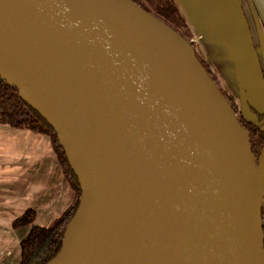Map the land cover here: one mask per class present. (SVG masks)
Wrapping results in <instances>:
<instances>
[{
    "label": "water",
    "instance_id": "water-1",
    "mask_svg": "<svg viewBox=\"0 0 264 264\" xmlns=\"http://www.w3.org/2000/svg\"><path fill=\"white\" fill-rule=\"evenodd\" d=\"M218 2L252 120L262 64L242 0ZM196 39L134 0H0V78L55 132L80 187L46 264H153L164 232L207 264H264V141L255 159Z\"/></svg>",
    "mask_w": 264,
    "mask_h": 264
},
{
    "label": "crops",
    "instance_id": "crops-1",
    "mask_svg": "<svg viewBox=\"0 0 264 264\" xmlns=\"http://www.w3.org/2000/svg\"><path fill=\"white\" fill-rule=\"evenodd\" d=\"M176 1L209 66L217 65L219 72L221 65L212 58L222 53L236 75L235 60L222 31L219 0ZM242 7L264 71V0H242ZM74 198V188L50 136L0 123V264H20V242L31 226H50ZM28 209L35 213L32 223L13 227V221Z\"/></svg>",
    "mask_w": 264,
    "mask_h": 264
},
{
    "label": "trees",
    "instance_id": "trees-1",
    "mask_svg": "<svg viewBox=\"0 0 264 264\" xmlns=\"http://www.w3.org/2000/svg\"><path fill=\"white\" fill-rule=\"evenodd\" d=\"M134 2H136V4H138L143 9L149 11V9L144 6L141 0H134ZM165 5L167 7V13L176 18H178L179 15L183 17L175 3V0H166ZM206 70L215 83L219 86L218 81L213 75L209 66H207ZM225 96L234 110L241 126L246 130L251 153L254 158H257L264 141V130L261 128V126L264 125V111L257 112L249 107V109L255 115L254 119L249 120L245 119L244 117L242 118L240 115L241 112L238 110V107L234 101L227 97L226 94ZM0 123L17 129H30L48 134L52 140L57 159L75 191L73 203L58 218H56L50 226L41 227L32 225L27 237L20 242V264H46L58 253L61 248V241L63 239L65 229L79 204L80 187L62 147L56 140L55 132L46 123V121L40 117L34 108H32L19 97L16 88L9 86L1 78ZM34 216V211L32 209H28L13 221L12 226L20 227L29 225L32 223ZM261 220L264 235V206L261 208Z\"/></svg>",
    "mask_w": 264,
    "mask_h": 264
},
{
    "label": "rangeland",
    "instance_id": "rangeland-1",
    "mask_svg": "<svg viewBox=\"0 0 264 264\" xmlns=\"http://www.w3.org/2000/svg\"><path fill=\"white\" fill-rule=\"evenodd\" d=\"M141 2L144 4L146 8L149 9L152 13L157 15L158 17L164 19L170 26L174 27L177 32L181 33L183 37L188 41L193 37V33L188 27L186 23V19L180 9V12L182 13L183 17L179 15L178 18L172 16L171 14L167 13L166 11V0H141ZM261 3V2H260ZM192 49L194 50V53L196 57L201 61L202 65L207 68L209 66L208 62L205 61L204 55L201 50V46L197 41L193 42L191 44ZM209 60V59H206ZM215 65V64H214ZM219 65V64H218ZM215 67H218L215 65ZM209 66L211 69L213 75L218 81L219 89L227 95L230 99L234 101L238 109L240 110V105H242V108H245V103H242V96H241V88H240V82L238 79V76L235 75L234 71L231 69V66H229L226 62L223 65V68L219 70V72L216 73V68ZM219 77V78H218ZM240 104V105H238ZM241 108L242 112L240 113L241 117L246 119V112H243V109ZM251 116L254 117V114L251 113ZM256 159V158H255ZM77 194V193H76Z\"/></svg>",
    "mask_w": 264,
    "mask_h": 264
},
{
    "label": "bare ground",
    "instance_id": "bare-ground-1",
    "mask_svg": "<svg viewBox=\"0 0 264 264\" xmlns=\"http://www.w3.org/2000/svg\"><path fill=\"white\" fill-rule=\"evenodd\" d=\"M164 249L156 255L153 264H207L192 238L187 234L164 232Z\"/></svg>",
    "mask_w": 264,
    "mask_h": 264
}]
</instances>
